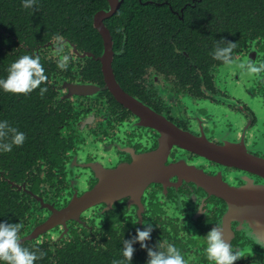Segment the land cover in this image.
<instances>
[{"label":"flooded vegetation","instance_id":"1","mask_svg":"<svg viewBox=\"0 0 264 264\" xmlns=\"http://www.w3.org/2000/svg\"><path fill=\"white\" fill-rule=\"evenodd\" d=\"M186 7L188 22L176 26L170 45L159 40L141 58H116L108 26L111 58H103L98 29V57L66 38L41 46L49 121L23 149L25 176L8 178L27 206L22 245L48 253L123 246L146 220L148 247L172 244L187 264H209L204 236L222 224L224 238L244 251L234 264H264V248L241 230L249 223L264 240V207L251 215L240 193L255 186L264 196V80L239 67L264 63V0H187L172 12L183 20ZM227 42L237 45L231 64L212 56ZM58 46L71 58L67 70L57 67ZM11 168L0 167L3 179ZM236 191L235 208L225 194ZM133 247L146 264L147 250Z\"/></svg>","mask_w":264,"mask_h":264},{"label":"trees","instance_id":"2","mask_svg":"<svg viewBox=\"0 0 264 264\" xmlns=\"http://www.w3.org/2000/svg\"><path fill=\"white\" fill-rule=\"evenodd\" d=\"M186 1L122 0L115 15L105 20L115 49L121 51L116 58L150 55L146 49H156L159 40L170 45V34L176 26L187 23L189 19V7L185 8L183 20L177 18L172 9L179 10ZM208 7L212 9L215 6L208 4ZM103 9H109L108 0H36V4L28 9L22 6V0H0V78L7 77L8 67L20 57L38 55L40 58L41 46L58 38H66L98 57L103 44L93 18L98 10ZM50 64L49 70L55 63L50 61ZM41 86L45 87V84ZM51 96L50 92H46L41 97L39 88L28 95H14L0 89V121L7 120L10 126L24 131L26 135L22 146H14L11 152H0V167L10 170L12 166L11 169H15L4 175L6 179L0 173V222L22 223V218L26 216L25 197L13 189L8 178L25 176L19 168L24 169L30 158L23 149L32 147L37 141L35 136L46 130L49 119L44 116L45 108L51 102ZM22 246L37 254H45L35 264H112L114 259L123 258V246L118 240L106 246L101 243L97 246L90 243L80 248L68 246L54 253L40 252V248L29 244ZM133 260L134 264H140L136 253ZM0 264L5 262L0 261Z\"/></svg>","mask_w":264,"mask_h":264},{"label":"clouds","instance_id":"3","mask_svg":"<svg viewBox=\"0 0 264 264\" xmlns=\"http://www.w3.org/2000/svg\"><path fill=\"white\" fill-rule=\"evenodd\" d=\"M36 0H22V6L25 9L32 8ZM38 10L37 9H34ZM237 47L236 43L227 42V46H217L212 53L214 59L222 61L224 64H231L233 50ZM57 54L60 58L57 60V67L61 70H67L70 63L69 55H61L64 52L62 46H58ZM241 69H246L250 75L257 79L264 80V63L259 65L249 61L247 64L241 63ZM6 78H0V89L6 93L14 95H28L35 89L40 88V95L47 92L46 87H40L48 80L45 69L40 62L38 55H24L11 63L7 69ZM26 140V135L18 131L17 128L9 125L7 120L0 121V152H11L14 146H22ZM181 197V200H184ZM202 212L203 209L199 205ZM259 222H257L258 224ZM144 229H136V235L131 239L123 240L122 259L113 260L112 264H131L135 248L133 244L140 243V247L147 250L148 259L146 264H187L180 250L174 245H167L166 249L161 250L159 245L155 248L148 247L146 241L151 239L153 226L144 221ZM24 225L18 223L0 222V261L5 264H35V261L41 259L45 254L32 251L22 246L20 232ZM241 230L244 231L254 244L264 248V240L257 236L255 230L249 223H242ZM206 247L204 249L206 259L209 264H234L235 261L245 257L241 249H233L231 243L224 238V229L222 224H215L204 236Z\"/></svg>","mask_w":264,"mask_h":264},{"label":"water","instance_id":"4","mask_svg":"<svg viewBox=\"0 0 264 264\" xmlns=\"http://www.w3.org/2000/svg\"><path fill=\"white\" fill-rule=\"evenodd\" d=\"M109 1V9H103L99 10L95 14V24L99 32L102 34L105 42V50H104V56L103 58H111L112 54V41H111V35L104 24V19L113 15L119 8L122 0H108ZM120 99L122 101L126 100V95L121 91L120 89ZM255 186H251L248 189H242L240 190L242 199L246 200L247 209H250L252 211L251 215H257L258 210L261 207H264V196H259L256 192L257 190H254ZM225 197L232 203L234 204L235 208L238 206V199L240 198V195L237 194L236 192H226ZM233 207V206H232ZM65 213L66 216H71L72 215V206L69 205L68 207L65 208ZM232 215V214H231ZM233 216V215H232Z\"/></svg>","mask_w":264,"mask_h":264},{"label":"rangeland","instance_id":"5","mask_svg":"<svg viewBox=\"0 0 264 264\" xmlns=\"http://www.w3.org/2000/svg\"><path fill=\"white\" fill-rule=\"evenodd\" d=\"M239 93V92H238ZM240 95H241V98H243L244 99V96H243V94L242 93H240ZM193 104V103H192ZM257 106V105H256ZM192 108H194L193 106H192ZM207 111H209V110H207ZM211 111V110H210ZM221 112V111H220ZM211 113H212V111H211Z\"/></svg>","mask_w":264,"mask_h":264}]
</instances>
